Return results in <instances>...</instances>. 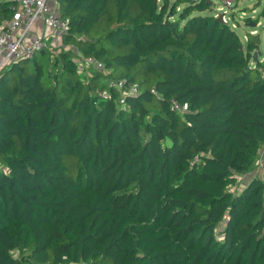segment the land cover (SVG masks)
<instances>
[{"label": "trees", "instance_id": "trees-1", "mask_svg": "<svg viewBox=\"0 0 264 264\" xmlns=\"http://www.w3.org/2000/svg\"><path fill=\"white\" fill-rule=\"evenodd\" d=\"M56 2L62 49L0 73V264H264L259 33L208 0Z\"/></svg>", "mask_w": 264, "mask_h": 264}, {"label": "built area", "instance_id": "built-area-1", "mask_svg": "<svg viewBox=\"0 0 264 264\" xmlns=\"http://www.w3.org/2000/svg\"><path fill=\"white\" fill-rule=\"evenodd\" d=\"M11 3V7L15 10L14 17L5 25L0 26V73L7 64L18 59H27L35 55V53L43 48H50V44L46 41V36L43 33H36L34 37L28 40L32 28L36 21L43 22L44 26L52 29L59 38L70 31V20L67 17L60 15L59 10L51 5V0H6ZM224 6L228 9L223 10L224 22L229 23V16L227 15L236 4L237 0H221ZM220 13L217 12L218 16ZM236 24L234 23L233 26ZM256 31V30H255ZM252 33H257V31ZM247 39V36H245ZM62 43V41H61ZM59 46V45H56ZM80 70L87 73L91 69H103L104 65L95 59L93 56L78 57ZM108 86L116 88L121 92L120 103L125 102L126 93L137 94L138 87L136 84L127 85L126 80H113L108 82ZM128 88V89H127ZM108 91H104L106 93ZM156 93L155 89H152ZM109 93V92H108ZM105 97L108 96L104 95ZM170 105L173 110L178 112H185L189 108L187 102H179L176 98L170 99ZM262 153V152H261ZM260 153V154H261ZM264 155L261 154L257 164H262ZM197 159V158H196Z\"/></svg>", "mask_w": 264, "mask_h": 264}, {"label": "rangeland", "instance_id": "rangeland-1", "mask_svg": "<svg viewBox=\"0 0 264 264\" xmlns=\"http://www.w3.org/2000/svg\"><path fill=\"white\" fill-rule=\"evenodd\" d=\"M263 2L264 0H237V4L230 9L229 13L227 14L229 16V24L233 25L234 23L236 24V30L237 32L245 39V35L246 33L248 34L249 32L252 31H257V33L259 32L260 35V48L262 50H264V19H261L258 24L260 23V25H254V26H250V24L255 23L254 21H249V17L255 18L257 17V15L260 13L262 6H263ZM51 3V2H50ZM221 6H224V4L222 3L221 0H214L213 3V11L211 12L210 9H208L207 11L210 13H213L215 15H217V12L221 13L223 10L220 9ZM224 9H228L227 6L223 7ZM38 23V21H36V24ZM35 28V26L33 27V29ZM255 28V30H254ZM255 31V32H256ZM257 33H253V34H257ZM46 41L50 44V48L53 49L56 53L62 49L61 46H56L51 40H47ZM76 58V57H75ZM77 61H79L78 58H76ZM111 80V79H110ZM110 80H107V83L110 82ZM104 95L108 96L109 93L106 92L104 93ZM262 152V153H261ZM261 154L264 155V146L262 147L261 150ZM260 154V156H261ZM263 163L260 164H256L255 168L252 169L251 171H249L245 176H243L242 178L239 177V180H242L243 178H245V181L248 180L251 176H259L264 180V158H262ZM262 173V174H261Z\"/></svg>", "mask_w": 264, "mask_h": 264}, {"label": "crops", "instance_id": "crops-1", "mask_svg": "<svg viewBox=\"0 0 264 264\" xmlns=\"http://www.w3.org/2000/svg\"><path fill=\"white\" fill-rule=\"evenodd\" d=\"M51 5L55 9H58V4H57L56 0H51ZM260 23L258 25H260ZM34 26H35V28L34 29L32 28V32L30 33L28 40L32 39L36 33H43V34H45L46 39L51 40L55 45H61L62 44L61 43V37L59 38V36L52 29L45 27L43 22L38 21L37 24L35 22ZM245 36H247V33ZM259 50L262 51V54L259 56V58H261V60H262L264 57V50H262L261 48H259ZM242 180H245V178H243Z\"/></svg>", "mask_w": 264, "mask_h": 264}, {"label": "water", "instance_id": "water-1", "mask_svg": "<svg viewBox=\"0 0 264 264\" xmlns=\"http://www.w3.org/2000/svg\"><path fill=\"white\" fill-rule=\"evenodd\" d=\"M208 2L210 4H213L214 3V0H208ZM213 7V6H212ZM210 8L211 12L213 11V8ZM223 12H221L218 16H216V18L220 21V22H224V19H223ZM254 25H257V23H253V24H250V26H254ZM262 54V51L260 50H256L254 53H253V60L254 61H258L259 60V56Z\"/></svg>", "mask_w": 264, "mask_h": 264}]
</instances>
